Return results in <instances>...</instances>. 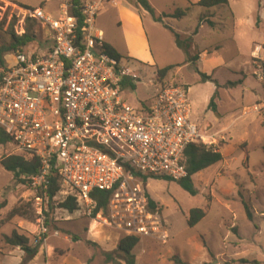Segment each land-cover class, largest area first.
Listing matches in <instances>:
<instances>
[{
    "label": "rangeland",
    "instance_id": "obj_1",
    "mask_svg": "<svg viewBox=\"0 0 264 264\" xmlns=\"http://www.w3.org/2000/svg\"><path fill=\"white\" fill-rule=\"evenodd\" d=\"M147 1L157 14L174 9L185 14L179 19L165 17L161 23L143 11L156 66L120 56L124 66L136 74L135 88H124L123 96L128 104L139 107L140 101L152 97L158 82L182 84L187 88L191 121L209 135L207 146L219 150L223 159L192 176L194 195L177 180L147 178L145 192L156 203L154 211L161 217L167 239L139 237L132 251L134 264H175L173 256L188 264H264V0H227L211 8L190 7L187 0ZM60 3L0 0V46L9 44L11 32H27L33 38L23 47L36 49L48 31L31 19L26 9L41 7L55 17ZM116 3L104 1L96 23L104 30L105 40L116 42V49L123 54ZM164 24L181 39L191 36L187 54L175 45ZM134 45L140 53H147L141 41ZM196 53L197 61L186 60V55ZM9 54L3 55L5 64ZM168 65L177 66L159 80L156 67ZM202 73L210 79L200 81ZM213 94L216 113L207 107ZM14 148L11 141L0 144V158L17 154ZM12 177L0 164V203L6 201L0 206V264H116L105 262L104 253L117 255L118 242L125 234L105 223L104 213L90 218L81 208L68 212L59 207L71 192L59 180L58 192L52 200H42L39 211L35 201L39 189ZM19 204L28 205L27 216L9 219L8 213ZM195 207L206 214L189 227L187 214ZM12 231L26 237L30 246L39 244L32 258L27 259L20 246L6 242Z\"/></svg>",
    "mask_w": 264,
    "mask_h": 264
},
{
    "label": "built area",
    "instance_id": "obj_2",
    "mask_svg": "<svg viewBox=\"0 0 264 264\" xmlns=\"http://www.w3.org/2000/svg\"><path fill=\"white\" fill-rule=\"evenodd\" d=\"M104 1L116 3L61 0L55 17L41 7L26 9L48 36L34 50L11 52L0 71V130L17 154L40 162L28 177L41 191L35 196L39 211L52 174L86 216L100 217L102 210L92 216V194L106 191L105 223L124 234L166 241L161 217L148 207L142 177L184 178L185 148L208 145L209 135L191 121L182 84L158 82L139 107L126 102L122 82H133L136 74L104 48L103 32L95 25Z\"/></svg>",
    "mask_w": 264,
    "mask_h": 264
},
{
    "label": "trees",
    "instance_id": "obj_3",
    "mask_svg": "<svg viewBox=\"0 0 264 264\" xmlns=\"http://www.w3.org/2000/svg\"><path fill=\"white\" fill-rule=\"evenodd\" d=\"M130 4H132L136 9L145 11L148 13L151 18L156 22H163V18L170 17V18H181L184 16L185 11L181 9H174L172 12L168 13H161L157 14L155 12V9L149 4L147 0H127ZM74 4L79 5V0H73ZM188 5H196V6H202L206 8H211L215 6H221L227 3V0H198L196 2L191 3L189 0H187ZM71 12L75 15H78L80 17V12L73 8ZM202 20V19H200ZM207 24L210 26H213V22L209 19H206ZM164 27H166L168 30H170L174 37L175 45L182 49L186 54L187 50L190 46L191 42V36H188L184 39H181L179 33L175 32L172 28L164 24ZM11 39L9 41L8 45H1L0 46V68L1 70L5 67V62L3 55L5 52L10 51L14 52L17 50H20L24 48L25 44L30 41L33 38L32 34H29L27 32L22 33L21 35H15L14 32L10 33ZM104 48L106 51L116 57L120 58V55L108 44H104ZM199 59V54L196 53L193 56L186 55V60L195 62ZM177 65H168L162 68L156 67V75L159 80H163V77L165 74L174 68ZM0 70V71H1ZM1 74V73H0ZM210 79L209 75L201 74L200 81L205 82ZM160 83H163V81ZM123 88L129 87L131 89L135 88L134 82L125 79L122 82ZM215 94H213L209 100L208 103V109L213 111L214 113L217 112V105L215 103ZM8 141H10L7 134H5L2 130H0V144H5ZM264 151V145L262 147ZM223 159L222 153L211 147L207 146L203 143H190L184 150V163L186 167L187 175L178 180L180 186L189 192L190 194L194 195L197 193L196 189L193 186L192 183V176L217 163L220 162ZM0 164L3 166L4 169L11 172L13 175V179L15 181H18L20 183L27 184L30 182L28 179L29 176H32L37 173L38 168L40 166V162L37 157L35 156H28L25 154H9L4 155L0 158ZM143 182H146L148 176H143ZM50 184L47 187V190L45 192V196L50 201L55 196V194L59 190V183H58V177L56 175H50ZM41 191L39 190V194ZM109 193L106 191H94L92 194V198L95 201V208L93 210L92 216H94L99 210H102L104 213V209L106 207V204L109 199ZM148 198V207L152 211L156 209V203L150 198L149 195H147ZM5 200L1 201L0 206L5 205ZM28 205L25 204H19L15 207H13L10 212L8 213V218H12L15 215H23L27 216V210L26 208ZM59 207L67 210L68 212H73L78 208L75 198L73 195L68 194L66 198L59 203ZM52 207H50L51 209ZM244 209L247 215L248 219H251V213L247 205H244ZM45 213V211H44ZM206 214V210L202 208H191L188 211L186 223L189 227L194 226L196 223H198ZM234 230V228H233ZM235 232V231H234ZM7 243H10L12 245L20 246L21 250H23L27 256V259L32 258L37 253L38 243L34 246L28 245V239L24 237L23 235L18 234L16 231H12V234L5 238ZM139 237L136 235H130L125 234L122 238H120L118 245H117V255H113L112 253L105 252L104 253V261L105 262H112L116 264H120L118 260H122L125 264H134L135 263V257L133 254V248L136 246V244L139 242ZM118 259V260H117ZM172 261L175 264H188L183 262L181 259H179L176 256L172 257Z\"/></svg>",
    "mask_w": 264,
    "mask_h": 264
},
{
    "label": "crops",
    "instance_id": "obj_4",
    "mask_svg": "<svg viewBox=\"0 0 264 264\" xmlns=\"http://www.w3.org/2000/svg\"><path fill=\"white\" fill-rule=\"evenodd\" d=\"M84 1H91V0H79V2H84ZM116 4H117L116 10L118 14V18H117L118 27L122 28V40L120 39V44H121V48L124 50V53L122 54L118 52V50L116 49L117 47L116 42H112L111 40L108 39L105 40L104 30L100 26H98L95 19L96 27L103 32L104 43L114 48V50L122 57H130L133 59H137L143 63H148L156 66L143 22V18H144L143 11L136 9L129 2L128 4L125 3L124 0H118ZM192 6H196V5H191L190 7ZM136 41H141L144 44L147 53L142 54L139 52L138 49H136V46L134 45Z\"/></svg>",
    "mask_w": 264,
    "mask_h": 264
}]
</instances>
